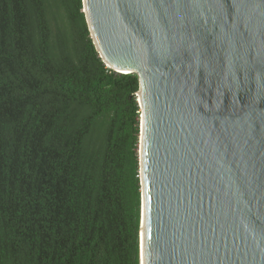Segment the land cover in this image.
<instances>
[{"label": "water", "instance_id": "1", "mask_svg": "<svg viewBox=\"0 0 264 264\" xmlns=\"http://www.w3.org/2000/svg\"><path fill=\"white\" fill-rule=\"evenodd\" d=\"M136 74L139 264H264V0H82Z\"/></svg>", "mask_w": 264, "mask_h": 264}, {"label": "trees", "instance_id": "2", "mask_svg": "<svg viewBox=\"0 0 264 264\" xmlns=\"http://www.w3.org/2000/svg\"><path fill=\"white\" fill-rule=\"evenodd\" d=\"M138 88L82 0H0V264H139Z\"/></svg>", "mask_w": 264, "mask_h": 264}]
</instances>
